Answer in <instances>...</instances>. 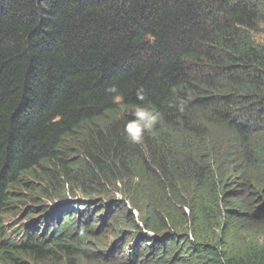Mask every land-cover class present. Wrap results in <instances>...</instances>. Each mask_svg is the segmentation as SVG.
<instances>
[{"label": "trees", "instance_id": "obj_1", "mask_svg": "<svg viewBox=\"0 0 264 264\" xmlns=\"http://www.w3.org/2000/svg\"><path fill=\"white\" fill-rule=\"evenodd\" d=\"M261 25L264 0H0V264H264Z\"/></svg>", "mask_w": 264, "mask_h": 264}, {"label": "clouds", "instance_id": "obj_2", "mask_svg": "<svg viewBox=\"0 0 264 264\" xmlns=\"http://www.w3.org/2000/svg\"><path fill=\"white\" fill-rule=\"evenodd\" d=\"M108 92H116L114 85L109 86ZM138 101L125 110L126 122L124 124L123 132L126 135L128 142L140 145L144 143L145 135L151 134L162 118L160 111L151 103L144 101L143 90L140 89L136 93ZM191 97L177 96L174 107L181 113L185 111L186 106L190 102ZM57 201L53 204H56ZM52 204V205H53ZM39 217V216H38ZM22 223L19 224V226ZM18 226H12L11 229Z\"/></svg>", "mask_w": 264, "mask_h": 264}, {"label": "rangeland", "instance_id": "obj_3", "mask_svg": "<svg viewBox=\"0 0 264 264\" xmlns=\"http://www.w3.org/2000/svg\"><path fill=\"white\" fill-rule=\"evenodd\" d=\"M255 39L264 44V25L260 26V31L255 36ZM26 194V197L22 198V202L16 204L15 210L12 214L9 216H6L4 220V225L9 229L12 226H18L20 223L24 224L28 220H32L33 222L38 218L36 216L37 213L40 211V207L46 205L49 203V200L42 197L38 190H33L29 192H24ZM33 216V217H30ZM133 215L137 216V212L133 211ZM94 224L97 225V227H100L102 225L101 217L98 215L94 219H92ZM92 220L89 222V224L92 223ZM111 239V240H109ZM114 238L110 237L107 238L109 240L107 242V248L110 247L112 244ZM126 242V241H125ZM118 242L116 241L114 246L117 247ZM113 246V245H112ZM94 248H96V245H94ZM125 248V243L123 245V250ZM97 251V249H94ZM106 253V250L104 251Z\"/></svg>", "mask_w": 264, "mask_h": 264}]
</instances>
